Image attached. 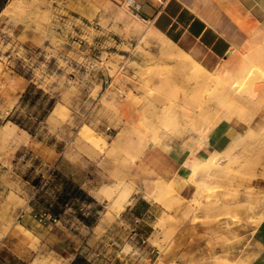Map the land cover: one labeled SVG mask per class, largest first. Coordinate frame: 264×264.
<instances>
[{"label":"rangeland","instance_id":"rangeland-1","mask_svg":"<svg viewBox=\"0 0 264 264\" xmlns=\"http://www.w3.org/2000/svg\"><path fill=\"white\" fill-rule=\"evenodd\" d=\"M1 4L5 11L0 18V132L10 130L13 136L0 133V199L13 204L12 216L22 210L39 216L54 204L64 180L89 176L87 191L99 200L71 199L58 209L63 229L82 231L76 243L93 248L86 256L95 264H179L167 262L164 253L197 188L203 203L217 200L220 206L213 214L198 213L197 219L185 220L211 223L233 215L238 221L260 220L264 190L252 182L264 178V120L252 124L223 151L209 155L214 162L224 161L210 168L209 177L205 170H193L196 190L181 212L175 190L164 196L155 191L160 205L145 202L129 172L148 142L158 141L163 133L194 132L205 138L221 120L251 121L264 110V25H252L225 59L207 69L178 46L179 51L171 52L166 42L171 39L151 22H143L124 0H0ZM18 22L43 31L44 43L29 47L12 30ZM169 80L182 85L179 92L156 87ZM176 94L177 102L163 105ZM121 130L125 140L115 147ZM35 141L50 147L47 155L33 150ZM58 155L62 160L53 164ZM69 161H79L90 171ZM170 185L174 189V182ZM104 186L115 190L98 197ZM120 189L129 192L123 204ZM215 190L222 195L203 199ZM147 199L151 201L150 196ZM79 214L96 221L82 223ZM169 214L176 217L172 220ZM14 224L37 249L38 239L16 218L1 228L0 242ZM30 264H56V259L37 253Z\"/></svg>","mask_w":264,"mask_h":264},{"label":"crops","instance_id":"crops-1","mask_svg":"<svg viewBox=\"0 0 264 264\" xmlns=\"http://www.w3.org/2000/svg\"><path fill=\"white\" fill-rule=\"evenodd\" d=\"M136 1L139 4V15L149 17L157 30L207 69H213L225 59L252 25H264V0ZM3 9L0 10V18L3 16ZM12 30L29 47H39L45 41L43 31L26 23L18 22ZM263 120L262 109L251 121L237 117L219 121L205 138L194 132L183 136L163 133L158 141L148 142L129 172L130 181L136 191L144 192L140 196L145 202L159 205V201L154 199L156 182H174L175 197H179L180 202L176 208L181 212L184 201L196 190L195 184L187 180L191 171L190 158L223 151L238 136L249 130L252 124ZM61 158L60 155L54 157L53 164H58ZM85 160L87 164H91L90 160ZM69 162L90 171L89 167L80 165L79 161ZM72 181L95 200H99L87 191L86 186L92 181L89 176L85 180L72 177ZM252 186L264 190V178L253 180ZM221 195V192L215 190L207 192L203 199L208 201ZM148 196L151 201H148ZM12 215L13 204L4 203L0 199V230L16 218L26 233L38 239V245L37 249L32 247L31 239L14 224L1 239L0 264H30L37 253L52 255L56 264H95L86 256L93 253V248L89 250L90 248L76 243L82 231L63 229L66 226L61 222L60 216L56 222H41L36 212L22 210L16 217ZM259 217L257 223L250 220L238 221L228 216H221L211 223L185 220L175 231L164 258L169 263L176 261L179 264H264V211ZM77 219L82 221L79 217ZM139 219L136 216V220ZM149 231L152 229L148 233ZM136 234L135 229L133 235ZM74 239L76 241L72 243ZM131 248L132 253L137 252L136 247ZM121 253L122 248L118 251V254Z\"/></svg>","mask_w":264,"mask_h":264},{"label":"bare ground","instance_id":"bare-ground-1","mask_svg":"<svg viewBox=\"0 0 264 264\" xmlns=\"http://www.w3.org/2000/svg\"><path fill=\"white\" fill-rule=\"evenodd\" d=\"M47 1V0H46ZM4 11H5V8L3 9ZM7 11H10V12H12L11 11V9H6ZM8 13V12H7ZM5 15V14H4ZM124 17H125V15H124ZM17 20L19 19V18H16ZM126 19V21H128V18H125ZM130 19V18H129ZM53 28V27H52ZM147 30V29H146ZM57 32V31H56ZM143 34H145V32H143ZM166 42H168V44H167V46L169 47V49L171 48V52L173 51V50H176V49H178V48H176L177 47V45L173 42V41H171V40H166ZM178 51H179V49H178ZM183 51V50H182ZM173 52H175V51H173ZM177 53V52H176ZM185 54V53H184ZM241 64V63H240ZM161 67V66H160ZM191 73V72H190ZM211 73V72H210ZM149 75L152 77V75H154V73H153V71H151L150 70V72H149ZM213 75V74H212ZM217 75V77H218V73L216 72L215 73V76ZM189 76V77H188ZM192 76V75H191ZM179 77V76H178ZM184 77V76H183ZM187 78H190V75H187L186 76ZM157 86L156 87H159L160 89L161 88H163V87H165V86H167V87H169V88H172V89H174L175 91L177 90H179V87L180 86H182V85H180V84H178V82H176V81H170L169 80V82H162V81H160V82H158V84H156ZM155 87V88H156ZM235 87V86H234ZM158 88V89H159ZM183 88V87H182ZM206 90H207V87L205 88ZM234 90V89H233ZM235 91H236V88H235ZM179 92V91H178ZM181 92H182V90H181ZM229 94H230V92H228ZM233 95H235L234 93H232ZM232 94H230V95H232ZM178 95H179V93H178ZM178 99H180V98H178V96H177V94L176 95H173V96H170V97H168L167 98V100L163 103V105L165 104V105H168V104H173V103H175V102H177L178 101ZM116 109V108H115ZM171 119V118H170ZM15 126H16V124H14ZM1 133V136L3 135V136H7V137H11V136H13L11 133V131L10 130H5L4 132H0ZM1 138V137H0ZM5 138V137H4ZM6 139V138H5ZM5 139L3 140V142L5 141ZM129 139H130V137H129ZM132 139V138H131ZM125 140V134H124V131H119V133L116 135V137H115V147H119V146H121V144H122V142ZM7 142V141H6ZM32 148H33V150H35L36 152H38V154H40V155H47L48 154V151H49V146L48 145H46L45 143H43V142H40V141H35L34 143H32ZM139 151V150H138ZM209 156V155H208ZM208 156H205V157H196L195 156V158L193 159V160H191L190 159V161H191V163H190V167H191V171H190V173H189V175H188V177H187V180L189 181V182H193V180H194V177H195V174H194V172H193V170L194 169H202V170H205V174H207V176L208 175H211V170H210V168H214V167H218V166H222L224 163V161L222 162L221 160L220 161H218V162H214L212 159H214V158H212V157H208ZM225 156H227V155H225ZM219 158V157H218ZM227 158V157H226ZM225 158V159H226ZM217 160H219V159H217ZM213 173V172H212ZM209 177V176H208ZM211 177V176H210ZM105 187V186H104ZM119 187V186H118ZM199 187V186H198ZM107 187H105V188H103V192L102 191H100V192H98V197H102V194H103V196H106V195H108V196H110L113 192H114V190L112 189V188H107ZM121 188V187H120ZM101 189H102V187H101ZM119 189V188H118ZM171 190H174L173 189V185H170V183H166V184H162V183H158L157 185H156V193H157V195H159V196H164L166 193H168L169 191H171ZM202 192V190H201V188H197V191L194 193V195L189 199V202H188V204L186 205V208H185V210L182 212V215L180 216V220L178 221L179 222V224L177 225V226H175L173 229H172V231H171V234H173L175 231H176V229L181 225V223L185 220V218H188V217H196V219H197V215H198V213L200 214V213H202V214H204V215H210V214H213V212L214 211H216V210H218V207L220 206L219 204H217L218 202H217V200H215V201H211L210 203H203L201 200H200V193ZM128 195H129V192H126V191H124V189H120V194H119V197H120V199H121V203L123 204V203H125V201L127 200V198H128ZM171 198V197H170ZM179 198V197H178ZM173 200V199H172ZM182 200H183V198H182ZM175 201V200H174ZM180 201H181V199H180ZM166 202V201H165ZM185 202V201H184ZM187 202V201H186ZM180 203V202H179ZM222 203V202H221ZM220 203V204H221ZM174 204H176V203H173L172 205H174ZM225 204H227V203H225ZM224 204V205H225ZM179 205V204H178ZM232 205V204H231ZM240 205H243V204H240ZM223 207H225V206H223ZM239 207V206H238ZM242 207V206H241ZM232 208V207H231ZM180 210V209H179ZM249 210V209H248ZM221 211H224V210H221ZM232 211V210H231ZM224 213H226V212H224ZM222 214V213H221ZM228 214H230V213H228ZM218 215V214H217ZM171 219L172 218H175L176 216H174L173 214H169L168 215ZM232 216V215H231ZM167 217V216H166ZM166 217H165V220H166ZM203 217V216H202ZM220 217V216H219ZM251 217V216H250ZM235 218H236V216H235ZM213 219V218H212ZM218 219V218H217ZM233 219H234V215H233ZM173 220V219H172ZM194 220V219H193ZM161 221H163V220H161ZM161 221L160 222H158L159 224L161 223ZM202 221V220H201ZM167 222V221H166ZM157 223V224H158ZM203 223V222H202ZM255 223H257V222H255ZM162 224V223H161ZM171 228V227H170ZM179 229V228H178ZM170 231V230H169Z\"/></svg>","mask_w":264,"mask_h":264},{"label":"trees","instance_id":"trees-1","mask_svg":"<svg viewBox=\"0 0 264 264\" xmlns=\"http://www.w3.org/2000/svg\"><path fill=\"white\" fill-rule=\"evenodd\" d=\"M3 8V4L0 5V10ZM64 187L58 193L57 198L54 201V204L51 205V208H47L44 212H48L55 217H59L61 210L58 208L60 205H69L71 199L76 200H85L87 202H95L96 200L91 197L85 190L80 188L71 180H64ZM78 217L87 225L93 224L96 221V218L93 216H85L79 214Z\"/></svg>","mask_w":264,"mask_h":264},{"label":"built area","instance_id":"built-area-1","mask_svg":"<svg viewBox=\"0 0 264 264\" xmlns=\"http://www.w3.org/2000/svg\"><path fill=\"white\" fill-rule=\"evenodd\" d=\"M124 3L132 10V11H139V4L136 0H124ZM139 15V14H138ZM141 20L145 23H150L151 19L149 17H146L144 15H139ZM39 221L45 222L46 219H49L50 221H57L58 217L53 216L52 214L48 212H43L42 214H39L38 216Z\"/></svg>","mask_w":264,"mask_h":264}]
</instances>
